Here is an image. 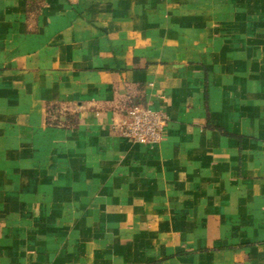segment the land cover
Here are the masks:
<instances>
[{
	"label": "crops",
	"instance_id": "obj_1",
	"mask_svg": "<svg viewBox=\"0 0 264 264\" xmlns=\"http://www.w3.org/2000/svg\"><path fill=\"white\" fill-rule=\"evenodd\" d=\"M0 264H264V0H0Z\"/></svg>",
	"mask_w": 264,
	"mask_h": 264
},
{
	"label": "built area",
	"instance_id": "obj_2",
	"mask_svg": "<svg viewBox=\"0 0 264 264\" xmlns=\"http://www.w3.org/2000/svg\"><path fill=\"white\" fill-rule=\"evenodd\" d=\"M167 125L168 116L164 111L140 105L129 107L110 129L113 134L131 143L152 146L161 142Z\"/></svg>",
	"mask_w": 264,
	"mask_h": 264
}]
</instances>
